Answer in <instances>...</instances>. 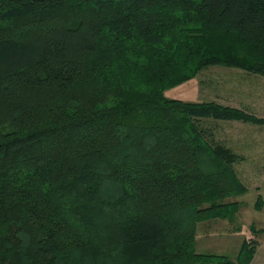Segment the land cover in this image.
Masks as SVG:
<instances>
[{
  "label": "trees",
  "instance_id": "16d2710c",
  "mask_svg": "<svg viewBox=\"0 0 264 264\" xmlns=\"http://www.w3.org/2000/svg\"><path fill=\"white\" fill-rule=\"evenodd\" d=\"M211 67L264 77V0H0V264H251L197 251L248 192L200 122L264 119L165 95Z\"/></svg>",
  "mask_w": 264,
  "mask_h": 264
},
{
  "label": "rangeland",
  "instance_id": "374dc122",
  "mask_svg": "<svg viewBox=\"0 0 264 264\" xmlns=\"http://www.w3.org/2000/svg\"><path fill=\"white\" fill-rule=\"evenodd\" d=\"M167 98L185 102H218L264 119V77L239 69L211 67L198 77L165 92ZM203 129H213L212 138L244 159L236 166L248 192L232 201L240 203L232 221L199 225L197 251L202 254L234 259L245 240L259 241L255 255L264 264V205L257 209L258 198L264 203V126L212 119L200 122ZM253 262V261H252Z\"/></svg>",
  "mask_w": 264,
  "mask_h": 264
},
{
  "label": "crops",
  "instance_id": "0c3cea01",
  "mask_svg": "<svg viewBox=\"0 0 264 264\" xmlns=\"http://www.w3.org/2000/svg\"><path fill=\"white\" fill-rule=\"evenodd\" d=\"M251 264H263L261 261H257V259L254 258L253 262Z\"/></svg>",
  "mask_w": 264,
  "mask_h": 264
}]
</instances>
